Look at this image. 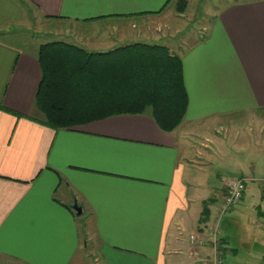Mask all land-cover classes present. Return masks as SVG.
I'll return each mask as SVG.
<instances>
[{
	"label": "crops",
	"instance_id": "obj_1",
	"mask_svg": "<svg viewBox=\"0 0 264 264\" xmlns=\"http://www.w3.org/2000/svg\"><path fill=\"white\" fill-rule=\"evenodd\" d=\"M173 1L0 0V264H84L90 244L97 263L213 264L210 247L188 236L214 223L225 179L243 176L247 190L257 180L261 193L264 145L242 162L231 157V142L251 125H233L229 116L264 109V0L227 3L210 32L169 48L181 58L188 99L169 132L147 112L46 125L35 105L39 44L29 50L8 41L48 23L84 31L111 25L112 39L120 35L124 44L153 33L150 40L163 41L164 32L116 25L158 16ZM226 126L227 136L216 132Z\"/></svg>",
	"mask_w": 264,
	"mask_h": 264
},
{
	"label": "trees",
	"instance_id": "obj_2",
	"mask_svg": "<svg viewBox=\"0 0 264 264\" xmlns=\"http://www.w3.org/2000/svg\"><path fill=\"white\" fill-rule=\"evenodd\" d=\"M185 4L177 0V10L183 11ZM36 56L41 77L35 105L42 121L54 129L147 112L160 129L169 132L183 120L188 99L182 62L164 44L134 41L90 51L53 40L39 44ZM261 193L264 196V187ZM202 213L204 221L209 213L206 206ZM223 246L219 236L222 258Z\"/></svg>",
	"mask_w": 264,
	"mask_h": 264
},
{
	"label": "rangeland",
	"instance_id": "obj_3",
	"mask_svg": "<svg viewBox=\"0 0 264 264\" xmlns=\"http://www.w3.org/2000/svg\"><path fill=\"white\" fill-rule=\"evenodd\" d=\"M185 1V8L181 12L176 8L177 0H174L169 7L158 16H151L148 20L147 18H139L137 21L138 23H131V20H121L115 25L123 31L128 29L130 32H133L137 26L139 30L145 29V33H153L155 31L164 32L160 34L163 35V41L150 40L154 33L152 35L148 34L147 36L149 37H145L148 40L141 41L169 45L170 47L168 48L176 51L179 48L181 49L183 45H187L189 43L188 40L200 38L206 31L210 32L214 27V22L221 8L227 3L236 0ZM118 24L120 25L118 26ZM84 27L85 26H78L75 29H67L60 24L53 25L52 23H48L46 29L41 30L36 26H32L29 27L28 30L26 29L20 32L19 35L21 40L15 41L13 38H9L8 41L14 42L18 46L27 42L30 45L26 44L25 46L29 50H32L35 45L37 46L47 41L63 40L82 46L90 51H106L124 44L122 40L126 39L119 35V38L114 40L116 34L115 32L110 34L111 29L113 30L111 25H100L95 28L93 26L89 31H84ZM113 31L116 30L114 29ZM75 34L77 36L79 35L80 39H77ZM107 36L109 39H106L108 38ZM112 42H115L116 45L109 47L115 44ZM251 118H253L254 121H251ZM229 120L233 125H248V127L251 125V130H243L241 136L231 142L233 146L230 151L231 157L234 156L242 162L245 158L244 156L249 152L252 153V151L256 152L258 149H263L264 109L230 115ZM227 129V126L222 127L220 131L216 130V132L222 136L223 134L227 136ZM259 136L262 137V141ZM252 141H259L260 144L256 145ZM259 160V158L254 159L256 163V178H261L260 172L262 171H259ZM231 161L232 160H230V162ZM263 162L261 158L262 168H264ZM214 168L220 174H226L224 170H218L220 169L219 167L214 166L213 170ZM203 177H205V175H203ZM259 184L260 182L257 180L249 182L248 190H246L242 199L237 204L233 205L224 213H221L220 209H218L219 211L213 214L214 222L218 225L219 236L228 241V248L231 251L223 255L225 264H264V196L260 193ZM261 187H264L263 183H261ZM95 255V248L92 244L88 245L84 264H105L103 259H100L97 263V261L94 260Z\"/></svg>",
	"mask_w": 264,
	"mask_h": 264
},
{
	"label": "built area",
	"instance_id": "obj_4",
	"mask_svg": "<svg viewBox=\"0 0 264 264\" xmlns=\"http://www.w3.org/2000/svg\"><path fill=\"white\" fill-rule=\"evenodd\" d=\"M247 179L239 176H229L224 181L225 192L220 203V212L224 213L226 210L237 204L247 190ZM189 240L198 246L208 245L212 251V263L223 264L220 250L218 248L219 230L217 223H212L205 227L203 235L195 233L190 234Z\"/></svg>",
	"mask_w": 264,
	"mask_h": 264
},
{
	"label": "water",
	"instance_id": "obj_5",
	"mask_svg": "<svg viewBox=\"0 0 264 264\" xmlns=\"http://www.w3.org/2000/svg\"><path fill=\"white\" fill-rule=\"evenodd\" d=\"M73 207L77 209L78 213H80V208L76 204Z\"/></svg>",
	"mask_w": 264,
	"mask_h": 264
}]
</instances>
